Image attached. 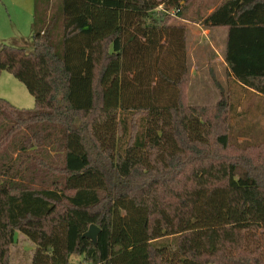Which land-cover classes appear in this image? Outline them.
<instances>
[{
	"label": "trees",
	"instance_id": "trees-1",
	"mask_svg": "<svg viewBox=\"0 0 264 264\" xmlns=\"http://www.w3.org/2000/svg\"><path fill=\"white\" fill-rule=\"evenodd\" d=\"M192 1L35 0L30 42H0V77L35 99L0 97V264L17 231L31 264H264V138L234 147L229 98L187 101L171 18ZM199 17L227 29L229 75L264 95V0Z\"/></svg>",
	"mask_w": 264,
	"mask_h": 264
},
{
	"label": "rangeland",
	"instance_id": "rangeland-1",
	"mask_svg": "<svg viewBox=\"0 0 264 264\" xmlns=\"http://www.w3.org/2000/svg\"><path fill=\"white\" fill-rule=\"evenodd\" d=\"M52 2L56 10L59 0ZM220 2L193 0L182 14L171 18L172 23L184 24L187 31V101L213 108L223 96L229 98L232 107L228 110L227 123L232 145L236 147L246 142L258 144L264 138V95L243 87L229 75L224 57L226 29L208 28L200 21L199 14H208ZM34 6L35 0H0V42L17 43L21 38L31 40ZM213 73L217 75L224 92L215 84ZM0 97L19 108L35 106L34 96L25 84L8 71H3L0 77ZM226 153H234V148ZM261 234L264 247V231ZM35 247L25 234L17 231L16 242L10 247L11 264H31ZM71 260L74 263L84 262L81 255H73Z\"/></svg>",
	"mask_w": 264,
	"mask_h": 264
},
{
	"label": "water",
	"instance_id": "water-1",
	"mask_svg": "<svg viewBox=\"0 0 264 264\" xmlns=\"http://www.w3.org/2000/svg\"><path fill=\"white\" fill-rule=\"evenodd\" d=\"M99 233V228L96 225H92L90 229L87 231L86 235L96 239Z\"/></svg>",
	"mask_w": 264,
	"mask_h": 264
},
{
	"label": "crops",
	"instance_id": "crops-1",
	"mask_svg": "<svg viewBox=\"0 0 264 264\" xmlns=\"http://www.w3.org/2000/svg\"><path fill=\"white\" fill-rule=\"evenodd\" d=\"M2 1H6V0H2ZM215 29H217V28H215ZM221 29H226V28H221ZM32 31H33V24H32ZM31 35H32V33H31ZM226 36H227V29H226V34H225V41H226ZM21 38V37H20ZM22 40H24V38H21L20 39V41H18L17 42V44H22L23 42H22ZM24 41H26V42H30V38H29V40L27 41V40H24ZM225 49V48H224ZM225 63H226V61H225ZM226 65H227V63H226ZM227 67H228V65H227Z\"/></svg>",
	"mask_w": 264,
	"mask_h": 264
}]
</instances>
